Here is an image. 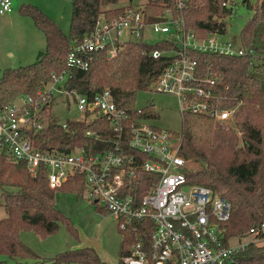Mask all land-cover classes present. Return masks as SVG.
Here are the masks:
<instances>
[{
	"label": "trees",
	"instance_id": "obj_1",
	"mask_svg": "<svg viewBox=\"0 0 264 264\" xmlns=\"http://www.w3.org/2000/svg\"><path fill=\"white\" fill-rule=\"evenodd\" d=\"M130 0H70L68 33L65 35L42 12L32 5H21L19 16L28 18L44 38V50L32 64L6 69L0 77V106L8 105L18 97L37 99L43 96L51 75L67 70V78L60 88L77 95L91 98L107 89L114 105L135 115L134 97L147 91L171 59L151 57L154 50H177L175 43L161 40L155 45L142 41L128 42L121 46L116 55L106 59L101 51L91 56L86 69L65 67L66 56L72 45L88 36L98 18L111 19L134 9L121 6ZM224 0H190L181 13L184 29L191 31L195 39L208 35L222 36L226 33L225 19L230 11ZM242 2L250 8L247 0ZM230 3L234 5L233 1ZM145 22L160 20L165 11L173 18L171 0H146L141 8ZM243 56H223L186 50L195 62L194 76L213 79V99L218 110L231 111L230 119L224 123L192 114L181 115V130L174 134L179 140L178 154L188 163L183 170L188 184L206 187L214 195L229 204V219L225 223V238L238 237L254 241L245 250L225 264H264L263 235L251 236L249 229L264 225V87L258 77L252 75L257 65L254 61L264 55V0H257L250 19L243 25L237 40ZM52 100V99H51ZM50 100V102H51ZM50 104V103H49ZM151 118V106L141 109L140 115ZM46 128L35 136L40 150L71 146L88 147L96 153L108 147L107 124L95 120L84 124L80 119L66 121L64 131L51 123L44 115ZM91 136H85V133ZM72 178L59 190L79 195L83 185ZM0 188L5 217L0 219V256L9 259L30 260L29 264H106L99 260L91 247L65 250L44 259L24 246L18 238L20 232H33L40 238L54 234L59 225L65 226L68 234L76 238V230L54 206V190L47 187L43 172L30 177L21 162H9L0 155ZM101 214L103 210L96 209ZM122 235L119 244V262L127 255L132 235ZM28 264V263H15Z\"/></svg>",
	"mask_w": 264,
	"mask_h": 264
},
{
	"label": "built area",
	"instance_id": "obj_2",
	"mask_svg": "<svg viewBox=\"0 0 264 264\" xmlns=\"http://www.w3.org/2000/svg\"><path fill=\"white\" fill-rule=\"evenodd\" d=\"M167 0H163L166 2ZM190 0H171L177 17L165 11L160 20L145 22L137 9H128L111 19L98 18L92 32L72 45L66 56L67 69H86L95 53L105 51L106 59L114 57L128 42L143 41L145 29L171 41L177 50H154L151 57L165 56L171 62L161 71L147 91L175 97L178 113L202 115L224 123L231 111L218 110L211 100L213 79L194 76L195 62L185 51L223 56H243L237 43L224 41L211 34L197 40L184 29L180 16ZM224 7L233 12L230 0ZM11 11L10 0H0V15ZM126 36L129 40H121ZM135 40H130L131 37ZM67 70L51 75L43 96L32 99L18 97L0 106V155L9 162H21L30 177L43 172L49 189H59L67 181L83 185L78 196H85L96 209L112 217L118 232L130 231L132 242L122 264H225L254 241L225 238L229 204L206 187L188 184L183 170L187 161L179 156L178 138L151 126L146 118L117 108L107 89L91 98L77 95L75 108L84 124L101 119L109 130L108 147L90 153L88 147L68 142L64 150L36 147L35 136L43 131L44 115L54 94L71 93L60 88ZM152 106L148 104L146 107ZM47 117V116H46ZM67 130L65 122L57 124ZM90 137L91 133L86 132ZM251 236L263 235L261 224L248 231Z\"/></svg>",
	"mask_w": 264,
	"mask_h": 264
},
{
	"label": "rangeland",
	"instance_id": "obj_3",
	"mask_svg": "<svg viewBox=\"0 0 264 264\" xmlns=\"http://www.w3.org/2000/svg\"><path fill=\"white\" fill-rule=\"evenodd\" d=\"M30 5L36 7L49 20H51L62 33L67 35L70 18V0H30ZM146 0H130L120 3L121 6H130L134 9L141 8ZM233 12L225 19L226 33L221 39L237 43L239 32L243 25L250 19L253 7L257 0H247V7L242 0H232ZM13 10V9H12ZM0 16V77L6 69H14L30 65L36 61L39 52L43 53L44 38L30 20L14 18L11 21L4 20ZM27 25V26H26ZM146 45H155L162 39L161 35H155L145 29L142 37ZM121 40H129L122 36ZM130 40H135L132 36ZM262 60H255L256 69L252 75L263 82L264 87V55ZM77 94H54L47 107V118L51 123L78 119L80 113L75 108ZM151 104L153 116L146 122L151 126L164 129L172 134H178L181 130V118L178 113L174 96L169 94H154L152 90L138 92L134 97V108L143 109ZM5 189L0 188V219L5 217L2 207L1 193ZM54 206L66 217L76 230V238L70 236L65 226L59 225L57 231L44 238L38 237L33 232H22L19 241L33 253L41 258L48 259L55 254L80 247L90 246L97 254L100 261L106 264H118L119 244L122 235L115 228L113 219L108 214H101L85 196H77L72 192L56 189L54 191ZM31 263L30 260L9 259L0 256V264Z\"/></svg>",
	"mask_w": 264,
	"mask_h": 264
},
{
	"label": "crops",
	"instance_id": "obj_4",
	"mask_svg": "<svg viewBox=\"0 0 264 264\" xmlns=\"http://www.w3.org/2000/svg\"><path fill=\"white\" fill-rule=\"evenodd\" d=\"M10 1H11V11L8 14L0 15V16H5L4 20H7V21H11L14 18H17V15L19 16L18 11H17L19 6L30 5L29 3H32L30 0H10ZM19 17L22 18V19H19L20 24H23L24 19L29 20L28 18H23L21 16H19ZM31 24H32V22H31ZM21 233L22 232L19 233L18 238H20ZM88 247H90V246H88Z\"/></svg>",
	"mask_w": 264,
	"mask_h": 264
},
{
	"label": "water",
	"instance_id": "obj_5",
	"mask_svg": "<svg viewBox=\"0 0 264 264\" xmlns=\"http://www.w3.org/2000/svg\"><path fill=\"white\" fill-rule=\"evenodd\" d=\"M41 52H39L38 54H37V56H36V60L41 56Z\"/></svg>",
	"mask_w": 264,
	"mask_h": 264
}]
</instances>
